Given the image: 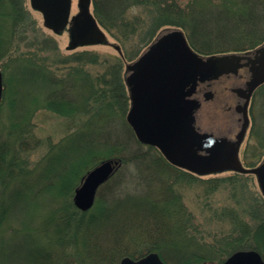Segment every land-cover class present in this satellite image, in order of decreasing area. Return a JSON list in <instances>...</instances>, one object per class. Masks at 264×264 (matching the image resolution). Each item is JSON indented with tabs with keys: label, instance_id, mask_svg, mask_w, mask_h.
<instances>
[{
	"label": "trees",
	"instance_id": "16d2710c",
	"mask_svg": "<svg viewBox=\"0 0 264 264\" xmlns=\"http://www.w3.org/2000/svg\"><path fill=\"white\" fill-rule=\"evenodd\" d=\"M117 1V6L112 7L109 1L94 0L98 22L109 30L117 26L125 27L126 32L122 35L126 38L128 29L134 32L137 25L128 16L129 10L146 6L151 16L150 36L144 46L160 27L166 25L182 28L193 48L207 55L247 51L264 42V0ZM23 14L21 0H0V67L4 75L10 64L16 61L23 68H36L39 74L35 77L41 83L47 81L53 88L56 76L43 69L46 66L44 62L43 65L37 60L30 62L31 54L12 55L19 37L29 33L28 21L21 19ZM38 25L37 22L34 29L38 32L36 35L43 33ZM36 35L33 33L32 38ZM99 60L100 57L90 51L74 55L69 61L77 65L69 67L72 84L67 87H77L74 91L64 92H58L57 87L51 88L54 98L47 99V104L52 107L53 99L61 100L64 103L62 113L76 115L85 112L89 124L101 122L102 118L106 123L117 119L122 126L120 128L129 133L131 142L140 144L126 119L131 98L125 91V83L120 82L122 76L116 71L119 68L105 66L102 72L93 74L84 66ZM8 84L5 79L4 98L0 103V264H120L127 255L138 258L151 251H158L170 264H204L206 260L222 264L241 248L255 249L264 257V221L253 234L245 233L227 240L228 247H222L216 259L201 252L204 245H199L189 236L187 215L191 212L187 210L177 185V179L184 175L191 178L198 175L173 165L155 146L146 145L145 150H139L129 158H152L154 174L146 172L144 167L135 171L130 166L127 169L130 174H135L138 183L143 186L142 190H126L125 180L116 172L101 186L95 203L87 210L78 208L74 203L75 190L89 170L101 163L106 154L112 155L118 148L115 145L108 148L107 138H102L97 130L72 133L71 139H81L83 145L72 147L69 142L65 146L72 166L65 170V175L62 174L58 182H51L49 166L43 168V173L28 177L35 169L22 168L26 164L22 161V154L37 145V142H32V112L27 110L19 116L16 111L9 114L6 102L16 109L17 98L9 93ZM262 87L264 84L255 93ZM247 147L242 159L247 167H254L257 163L248 161L250 151ZM45 157L54 156L47 152ZM120 158L128 163V159ZM164 168L177 171V178L175 176L171 181L161 179L158 170ZM159 179L162 181L158 182ZM48 190L51 197L47 196ZM196 244L199 246L196 247ZM210 249L213 253L214 247ZM165 251L175 254V258L167 259ZM178 254L181 255L177 257Z\"/></svg>",
	"mask_w": 264,
	"mask_h": 264
},
{
	"label": "water",
	"instance_id": "95a60500",
	"mask_svg": "<svg viewBox=\"0 0 264 264\" xmlns=\"http://www.w3.org/2000/svg\"><path fill=\"white\" fill-rule=\"evenodd\" d=\"M32 5L56 32L70 22L72 0H32ZM78 5L71 20L70 48L105 41L91 0H79ZM126 81L132 98L127 120L140 142L158 147L173 164L199 174L253 172L264 193V161L247 168L239 155L252 95L264 83V43L244 52L205 55L191 46L182 28L167 27L127 63ZM3 91L0 69V102ZM121 164L119 158H108L83 177L74 195L78 208L94 204L99 188ZM120 264L168 263L153 251L137 259L125 256ZM223 264H264V258L255 249H241Z\"/></svg>",
	"mask_w": 264,
	"mask_h": 264
},
{
	"label": "rangeland",
	"instance_id": "374dc122",
	"mask_svg": "<svg viewBox=\"0 0 264 264\" xmlns=\"http://www.w3.org/2000/svg\"><path fill=\"white\" fill-rule=\"evenodd\" d=\"M21 1L23 2L25 13L21 16V19L28 21L29 24H27V28L29 33L22 35V38L19 37V43L16 42L12 55L31 54L32 61L30 62L34 60H37L36 62L41 64L44 62L46 66H43V69L45 68L46 72L49 71L53 76H56V79H54L56 81H53L55 83L53 88L57 87L58 92H60V90L63 92L66 90L74 91L77 86L74 85L71 89L67 87L72 84V80H70L71 78L69 77L71 76L69 67L73 64L77 65V63L69 60L78 52L90 51L97 55L98 58L100 57V60L98 62L85 63L84 66H86V69L96 74L100 71L102 72L105 66H116L119 68V70L116 71L122 76L121 80H119L121 83H125V91L130 95V90L126 81L127 63L135 61L162 29L177 27L172 25L160 27L153 39L144 46L146 40L150 36V10L144 5L132 7L128 12V16H130L137 25L134 32L128 29V37L125 38L122 35L126 32V30H124L125 27L117 26L118 28L109 30L100 24L102 30L106 34V42L86 44L75 49H70V25L60 33L54 32L44 25L43 13L32 6L31 0ZM104 1L110 2V0ZM111 2L110 5L112 7L118 4L117 0H112ZM78 3L79 0H72L71 18L79 12ZM109 7L108 9L110 10ZM91 11L95 15L94 0H91ZM37 22L40 25L38 26L43 29V33L40 35H36L38 32L34 30L37 28ZM121 31L123 32L121 33ZM33 33L36 35V38H32ZM116 44L120 46L121 52L116 48ZM32 69L33 67L23 68L17 65V63L12 62L6 69L5 75V79L9 81L8 85H10L9 87L8 85L6 86L9 93L17 98V108H14L15 110L6 102L9 114L16 111L15 113L19 116L21 114L23 115L27 110H31L32 112V135L34 137L32 142H37V145L34 148H30L28 152L22 154V161L24 160L27 164L22 168L35 169L27 176L34 177L41 172L43 173V168L46 169L49 166L51 167L49 169L51 173L49 175L51 182H58L61 179V175H65V170L68 169L69 166H72L70 165L71 163L69 164V155H67L68 152H65V146L69 142L72 147H77L80 144L83 145V140L76 138L74 140L71 139L72 133L78 134L80 132L84 133L86 130H97L100 132L99 135H102V138H107L110 145L108 148L113 147V145L118 147L112 155L106 154L107 156H111V158H115L116 156V158L123 157L128 159L127 164L122 160L121 167L117 171L121 179L125 180V189L129 191L142 190L143 186L138 183L135 174H130L127 169L130 166V168L135 171L138 168L142 169L144 167L143 169H145L146 172L154 174L155 168L151 157H146L144 160H129L137 151L145 150L146 145L142 143H140L142 144L140 145L137 142L132 143L129 133L126 130L124 131L123 128H120L121 125L117 119L107 121L108 123H106L102 118L103 121L101 122L95 121L89 124V122H86L87 117L85 112L76 115L75 113H59L53 111L51 107L48 106V100H45V103L44 101L34 102L32 99L34 93L39 91L44 92V94L46 91L51 92L52 85L50 87L45 80L41 83L40 79L35 77L39 74L38 69ZM113 78L112 76V81ZM110 99L113 102L115 101L113 98ZM96 109L97 108H95V110ZM249 116L250 126L241 144L239 155L244 163L242 158L245 156L244 151L248 145V151L250 152L247 154V159L250 162L257 163L256 166H258L264 161V87L253 95ZM256 147L258 148L257 154H255ZM47 152L52 153L54 157H45ZM107 156L104 157L108 158ZM22 161H20V166L23 165ZM78 161L79 160H76L75 162ZM141 161L145 162L138 165ZM244 166L247 167L246 165ZM158 171L161 179L163 177L167 179V181H171L175 176L177 178V171L174 169L164 168ZM124 172L126 173L124 174ZM197 175L198 177L196 178L184 175L182 178L177 179V185L178 188L180 187V192L183 194V200L187 210L191 212V215H187L190 230L189 236L200 243L199 245H204L201 252H205L211 255L210 257L216 259L221 254V248L228 247L226 245L227 240L235 236H244L245 233L253 234L258 225L264 221V193L261 189L257 174L253 172L229 169L217 173ZM161 179H159L158 182L162 181ZM53 189L56 190L55 188ZM47 192V196L51 197L49 196V190ZM199 245L196 244L195 246L198 247ZM212 247H214L213 253H211L212 251L210 249ZM142 249L141 247L140 251H142ZM191 249L192 247L190 250ZM144 250H146V248ZM165 253L167 254V259L172 260L173 257L175 258V254H170L168 251H165ZM179 255L181 254L176 256L178 257ZM130 257L135 258L133 256ZM204 264L214 263L206 260Z\"/></svg>",
	"mask_w": 264,
	"mask_h": 264
},
{
	"label": "bare ground",
	"instance_id": "6f19581e",
	"mask_svg": "<svg viewBox=\"0 0 264 264\" xmlns=\"http://www.w3.org/2000/svg\"><path fill=\"white\" fill-rule=\"evenodd\" d=\"M69 48H70V45H69ZM71 49H75V48H71ZM43 93V94H42ZM3 95H4V91H3ZM52 93L49 91H46L45 94L44 92H37V93H34L32 99L34 102H38V101H45L47 99H52L54 98V96L52 97ZM2 100H3V97H2ZM1 100V102H2ZM0 102V103H1ZM51 109L55 112H59V113H62L63 109H64V103L61 101V100H58V99H53V104H52V107ZM99 165V164H98ZM97 166V165H96ZM95 166V167H96ZM81 184H82V179H81ZM77 189V188H76ZM76 191V190H75Z\"/></svg>",
	"mask_w": 264,
	"mask_h": 264
},
{
	"label": "flooded vegetation",
	"instance_id": "af4514ba",
	"mask_svg": "<svg viewBox=\"0 0 264 264\" xmlns=\"http://www.w3.org/2000/svg\"><path fill=\"white\" fill-rule=\"evenodd\" d=\"M17 63V62H16Z\"/></svg>",
	"mask_w": 264,
	"mask_h": 264
}]
</instances>
